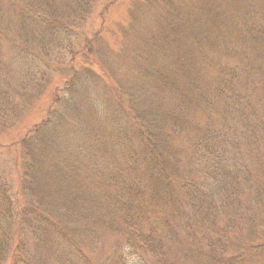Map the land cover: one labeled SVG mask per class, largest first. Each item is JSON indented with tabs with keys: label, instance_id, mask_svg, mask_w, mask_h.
Masks as SVG:
<instances>
[{
	"label": "trees",
	"instance_id": "obj_1",
	"mask_svg": "<svg viewBox=\"0 0 264 264\" xmlns=\"http://www.w3.org/2000/svg\"><path fill=\"white\" fill-rule=\"evenodd\" d=\"M234 1L89 33L97 0H0V133L61 83L0 142V264H264V25Z\"/></svg>",
	"mask_w": 264,
	"mask_h": 264
},
{
	"label": "rangeland",
	"instance_id": "obj_2",
	"mask_svg": "<svg viewBox=\"0 0 264 264\" xmlns=\"http://www.w3.org/2000/svg\"><path fill=\"white\" fill-rule=\"evenodd\" d=\"M109 1L111 0H97L93 7V12L89 15L85 22V31L93 33L98 30L103 23H106V26L108 28H113L116 23L125 19L126 8L129 0H118V2L114 5L106 7V4ZM181 1L183 0H174V3H179ZM234 3L236 8L242 11L244 14L242 20H245L247 14L254 15L255 18L264 25V17L262 15L264 14V0H235ZM105 7L106 10H104ZM250 12H254L255 14H251ZM151 24H153V21L151 22ZM232 42L236 43L233 40ZM258 42V45L260 46L259 48L261 49L260 51L264 52V37L260 40L258 39L257 43ZM243 46L245 47V51L248 50L246 48L250 47L248 43ZM55 84H61L57 74L53 75L51 83L47 87L46 91L41 93L40 95L35 96L30 102L31 104L29 108L24 113H22L16 120H14L15 123H13L15 124V126L9 128L7 131L0 133V142L3 145H7L15 141L19 136L23 135L25 131L28 130L34 123L38 122L44 116L50 100V93L48 94V92H50V90ZM9 150L10 148L0 147V170L2 174H7L11 170V166L9 165V154H12L13 152ZM7 152L9 154H7ZM16 177V171L11 172L12 181H15ZM217 201L218 200H216L215 202ZM96 237H98V239L99 237L102 238V233L97 231ZM100 252L102 254L108 253V245H106ZM172 255L173 259L170 262L171 264H200L195 259H190L187 260V262H182L183 260L179 259V256L177 261V252H175V250L172 251ZM129 264L137 263L131 260Z\"/></svg>",
	"mask_w": 264,
	"mask_h": 264
}]
</instances>
